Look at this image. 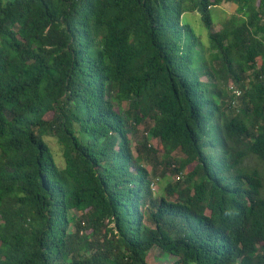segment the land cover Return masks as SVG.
I'll list each match as a JSON object with an SVG mask.
<instances>
[{"label": "trees", "instance_id": "trees-1", "mask_svg": "<svg viewBox=\"0 0 264 264\" xmlns=\"http://www.w3.org/2000/svg\"><path fill=\"white\" fill-rule=\"evenodd\" d=\"M225 1L0 0V264H264V0Z\"/></svg>", "mask_w": 264, "mask_h": 264}, {"label": "rangeland", "instance_id": "rangeland-1", "mask_svg": "<svg viewBox=\"0 0 264 264\" xmlns=\"http://www.w3.org/2000/svg\"><path fill=\"white\" fill-rule=\"evenodd\" d=\"M236 4L233 2H227L223 0L219 5L213 6L210 10V14L213 20V30H218L221 27L222 22L227 19V17L236 15ZM182 20L189 24V26L192 28V30L195 32V34L198 37V45L196 49L202 50V56L204 59V62L208 64V60L210 59L211 54L214 52V50L211 48L209 44V37H208V30L207 28L203 25L200 15L197 11L195 10H187L183 13L182 15ZM257 63H260L259 58H257ZM243 75H246L244 73ZM202 80H206V77L203 76L201 78ZM233 84L229 81L228 86H232ZM238 94V93H237ZM236 94V95H237ZM144 125L143 123L137 125V134L132 136V150H135V145H134V137H141V135L145 132V128L147 126ZM51 144H54L51 142ZM152 147L156 150L157 154L162 156L164 153H169L170 150L164 145H160V143L156 139L151 140ZM209 152H211L213 155L219 154V148L217 147H209L207 149ZM136 154V153H135ZM172 157L179 158L182 156V154L177 150L173 151L171 153ZM244 165L247 168H257L258 171L260 172L262 179H263V188L261 190V195H264V165L261 164L254 156H249L248 158L245 159ZM147 169L150 171L151 170V165L146 164ZM190 167H187V169ZM185 169V171H187ZM163 170V166H158L157 168V175L152 176L154 183L152 185V190L155 194V196H158L160 193L164 192V184L167 181H175V176L171 175L169 172H166L165 177L159 176L160 172ZM185 171H182V174L184 175ZM148 263L149 264H170L175 261V259L172 258H167L163 259V257L159 256V249L158 248H152L150 252L148 253ZM164 260V261H163Z\"/></svg>", "mask_w": 264, "mask_h": 264}]
</instances>
